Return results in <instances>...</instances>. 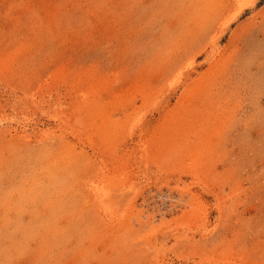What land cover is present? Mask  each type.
<instances>
[{"label": "rangeland", "instance_id": "rangeland-1", "mask_svg": "<svg viewBox=\"0 0 264 264\" xmlns=\"http://www.w3.org/2000/svg\"><path fill=\"white\" fill-rule=\"evenodd\" d=\"M250 1L0 0V264H264Z\"/></svg>", "mask_w": 264, "mask_h": 264}, {"label": "bare ground", "instance_id": "bare-ground-1", "mask_svg": "<svg viewBox=\"0 0 264 264\" xmlns=\"http://www.w3.org/2000/svg\"><path fill=\"white\" fill-rule=\"evenodd\" d=\"M242 1H244V0H234V3L236 2L237 3V5H236V7H235V10H236V12L232 15V17H231V19H233L234 17H236V15L237 14H239L245 7L243 6V3H242ZM252 2H253V0H251L250 1V4H252ZM194 4V3H193ZM224 5V4H223ZM195 6V5H194ZM227 6L228 5H224L223 6V9H226L227 8ZM209 7V8H208ZM207 8V12H209V10H211V12L212 13H214V12H217V6L213 3V2H211L210 4H209V6H208ZM195 8V7H194ZM219 10V9H218ZM211 12H209V13H211ZM210 17H211V15H209ZM231 19H230V21H231ZM225 26H226V24H225ZM225 26L224 27H220V31L222 32L223 31V29H225ZM201 29H202V27H201ZM205 32V31H204ZM203 33V32H202ZM201 35V34H200ZM200 37V36H199ZM203 37V36H202ZM215 38H213V39H211V41L213 42V43H215L216 42V40H214ZM209 43V42H208ZM196 47H197V45H196ZM205 48V46H203L202 47V50ZM198 51V50H197ZM201 51V50H200ZM194 60H193V58H191V61L188 63V64H190V63H192ZM180 73H181V70H180ZM18 125V124H17ZM4 132V131H3ZM10 133V132H9ZM21 136H23V135H21ZM26 136V135H25ZM25 138V137H24ZM26 138H27V136H26ZM6 144V143H5ZM6 146V145H5ZM27 177V176H26ZM31 187V186H30ZM30 189V188H29ZM16 198V197H15ZM24 198V197H23ZM59 202V201H58ZM44 204V203H43ZM45 206V205H44ZM48 207V206H47ZM5 217V216H4ZM3 218V217H2ZM4 219H7V218H4ZM38 222H40V221H38ZM1 223H2V221H1ZM42 223V222H41ZM40 224V223H39ZM46 225V224H45ZM53 225V224H52ZM67 225V224H66ZM38 226V225H37ZM74 227V226H73ZM46 228V227H45ZM5 229V228H4ZM45 230V229H44ZM1 231V230H0ZM48 231V230H47ZM7 232V231H6ZM63 233V232H62ZM24 234V233H23ZM192 243V242H191ZM188 247V246H187Z\"/></svg>", "mask_w": 264, "mask_h": 264}]
</instances>
